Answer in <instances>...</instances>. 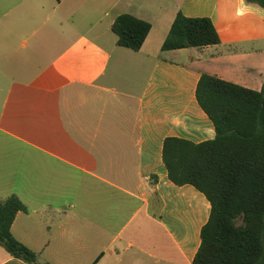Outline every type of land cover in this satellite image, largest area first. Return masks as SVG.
<instances>
[{
  "label": "crops",
  "instance_id": "0c3cea01",
  "mask_svg": "<svg viewBox=\"0 0 264 264\" xmlns=\"http://www.w3.org/2000/svg\"><path fill=\"white\" fill-rule=\"evenodd\" d=\"M210 19L221 43L163 52L178 13ZM152 31L139 52L112 27ZM203 75L261 91L264 9L245 0H0V200L27 207L14 237L41 264H193L211 205L176 186L167 138L216 129ZM0 264H27L0 245Z\"/></svg>",
  "mask_w": 264,
  "mask_h": 264
},
{
  "label": "trees",
  "instance_id": "16d2710c",
  "mask_svg": "<svg viewBox=\"0 0 264 264\" xmlns=\"http://www.w3.org/2000/svg\"><path fill=\"white\" fill-rule=\"evenodd\" d=\"M245 1L264 9V0ZM112 30L119 47L139 52L152 25L125 14L117 18ZM220 43L210 19L188 18L180 12L162 51ZM196 97L215 126L216 138L200 144L167 138L163 146L170 181L179 187H195L211 205L193 264H264V87L253 91L203 75ZM27 211L16 196L0 200V245L12 258L41 264L37 253L12 233L17 215Z\"/></svg>",
  "mask_w": 264,
  "mask_h": 264
}]
</instances>
